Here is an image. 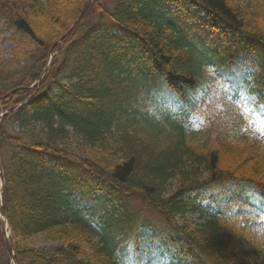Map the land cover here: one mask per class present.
Instances as JSON below:
<instances>
[{
  "label": "trees",
  "instance_id": "16d2710c",
  "mask_svg": "<svg viewBox=\"0 0 264 264\" xmlns=\"http://www.w3.org/2000/svg\"><path fill=\"white\" fill-rule=\"evenodd\" d=\"M187 1L219 26L223 56L187 45L155 8H138L142 0H95L63 39L89 0H0V35L12 31L14 43L8 56L0 52V113L31 97L0 123L1 212L17 264H163V252L169 264H264V138L249 136L245 117L264 110V0ZM108 40L147 57L141 80ZM250 50L259 73L235 77ZM193 125L203 129L200 141L186 139ZM102 188L104 204L88 205ZM187 191L209 200L216 215L187 226ZM134 201L165 221L150 227L145 244ZM1 230L0 222L6 249ZM37 238L52 245L36 248Z\"/></svg>",
  "mask_w": 264,
  "mask_h": 264
},
{
  "label": "rangeland",
  "instance_id": "374dc122",
  "mask_svg": "<svg viewBox=\"0 0 264 264\" xmlns=\"http://www.w3.org/2000/svg\"><path fill=\"white\" fill-rule=\"evenodd\" d=\"M171 8L173 9L170 13H171V17L172 18H188L186 20H189L191 18V16L185 17L182 15L181 10V5L177 4V3H172L170 4ZM167 14V13H166ZM183 25H186L187 29L189 30L190 34H196L198 36L202 35L203 33L206 34L207 40L208 42L211 41L214 38V35L211 31H206L205 29H202L201 26L197 25V23L192 22V23H186V22H182ZM197 25V26H195ZM9 34H6V37H8ZM208 45V44H207ZM2 50L5 53H10L11 49L13 48V43L8 41L5 44L2 45ZM129 63H126L125 65L127 66V69L131 70L134 74H136L135 69L136 67H142L143 66V62L139 61H132L131 57H128ZM250 132L251 135H257L259 137L264 136V117L259 118L256 117V119L253 122H250ZM196 137L199 139L201 138V134H197ZM187 221L192 224L194 222H196L199 219V213H188L187 216ZM166 262V259H164ZM0 264H6V256L4 253H0Z\"/></svg>",
  "mask_w": 264,
  "mask_h": 264
}]
</instances>
